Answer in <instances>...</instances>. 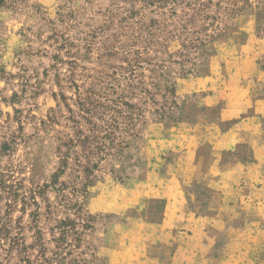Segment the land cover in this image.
<instances>
[{"label":"rangeland","instance_id":"1","mask_svg":"<svg viewBox=\"0 0 264 264\" xmlns=\"http://www.w3.org/2000/svg\"><path fill=\"white\" fill-rule=\"evenodd\" d=\"M253 7L0 0V264H109L141 221L108 205L200 99L178 95L199 43Z\"/></svg>","mask_w":264,"mask_h":264},{"label":"crops","instance_id":"2","mask_svg":"<svg viewBox=\"0 0 264 264\" xmlns=\"http://www.w3.org/2000/svg\"><path fill=\"white\" fill-rule=\"evenodd\" d=\"M241 20L201 48L178 82L200 99L108 205L141 221L120 230L109 264H264V10Z\"/></svg>","mask_w":264,"mask_h":264},{"label":"trees","instance_id":"3","mask_svg":"<svg viewBox=\"0 0 264 264\" xmlns=\"http://www.w3.org/2000/svg\"><path fill=\"white\" fill-rule=\"evenodd\" d=\"M246 3H248V0H246ZM256 8V7H255ZM256 9H259V7H257ZM236 26V25H235ZM231 29V28H230ZM229 29V30H230ZM228 31V30H227ZM226 30L225 31H223L222 33H217V34H214L213 36H211L210 37V40H208V41H206V42H201V43H199V46H198V48H197V60L199 61V57H200V50H201V48L203 47V46H205L206 44H209V43H212L213 41H215V40H217L218 38H220L221 36H223V34H225L226 32H227ZM198 61H197V65H196V73L194 74V75H196L197 74V66H198ZM188 77H190L191 76V74H189L188 73ZM193 75V76H194ZM187 77V78H188Z\"/></svg>","mask_w":264,"mask_h":264}]
</instances>
